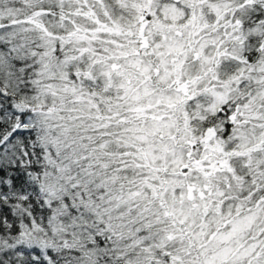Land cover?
<instances>
[{
	"label": "snow or ice",
	"instance_id": "6c2138e0",
	"mask_svg": "<svg viewBox=\"0 0 264 264\" xmlns=\"http://www.w3.org/2000/svg\"><path fill=\"white\" fill-rule=\"evenodd\" d=\"M0 264H264V0H0Z\"/></svg>",
	"mask_w": 264,
	"mask_h": 264
}]
</instances>
